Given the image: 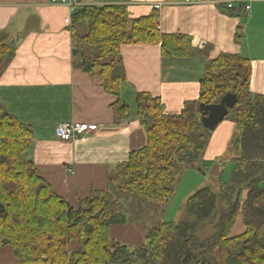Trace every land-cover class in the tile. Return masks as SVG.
Listing matches in <instances>:
<instances>
[{
	"label": "trees",
	"instance_id": "obj_1",
	"mask_svg": "<svg viewBox=\"0 0 264 264\" xmlns=\"http://www.w3.org/2000/svg\"><path fill=\"white\" fill-rule=\"evenodd\" d=\"M98 1L103 0L72 13L74 24L87 23V32H72L73 53L86 71L103 79L109 93L118 96L125 79L122 44L160 43L165 56L189 52L190 38L161 33L156 13L131 18L124 3ZM6 38L1 33L0 76L16 48ZM85 50L96 55L89 58ZM104 56L109 60L99 62ZM250 72L249 61L237 53L207 60L199 97L178 113L165 112L159 96L138 93L145 144L117 166L107 189H92L76 206L28 158L31 125L0 104V248L10 246L19 264H264V92L252 93ZM229 92L237 94V102L224 119L231 116L239 126L231 179H221L217 191L197 189L186 201L185 217L157 222L143 243H113L110 225L125 219L112 207L110 188L116 183L120 193L134 196L137 203L169 202L177 165L204 157L209 142L211 130L201 121L200 103H216ZM113 108L119 118L128 113L119 97ZM239 215L245 232L232 236Z\"/></svg>",
	"mask_w": 264,
	"mask_h": 264
},
{
	"label": "crops",
	"instance_id": "obj_2",
	"mask_svg": "<svg viewBox=\"0 0 264 264\" xmlns=\"http://www.w3.org/2000/svg\"><path fill=\"white\" fill-rule=\"evenodd\" d=\"M77 1L81 5L96 2ZM98 2L124 3L131 18L156 13L161 33L190 38L189 52L185 56H165L160 43L122 44L125 79L117 96L109 93L103 79L86 71L80 57L74 55L72 32L76 24L67 4L0 0V35L4 33L6 40L16 43L13 58L0 76V104L31 125L34 140L28 158L56 192L75 206L92 189H107L109 176L117 166L146 142L137 105L133 113L128 109L127 115L119 118L113 108L118 97L123 103H133L130 99L136 103L138 93L149 92L162 99L165 112L178 113L186 102L199 97L206 62L221 53H237L247 59L252 93L264 92V0ZM229 2L233 3L231 8ZM70 17L71 23H67ZM72 120L96 123L98 128L73 141H61L57 126ZM237 126L230 116L211 131L203 157L206 162L223 156L237 133L235 143ZM211 171L219 173V165ZM126 222L110 225L112 242L143 243L145 226ZM244 232L239 215L231 235ZM0 264H19L10 246L0 248Z\"/></svg>",
	"mask_w": 264,
	"mask_h": 264
},
{
	"label": "rangeland",
	"instance_id": "obj_3",
	"mask_svg": "<svg viewBox=\"0 0 264 264\" xmlns=\"http://www.w3.org/2000/svg\"><path fill=\"white\" fill-rule=\"evenodd\" d=\"M75 7H78L76 5ZM74 31L76 33L87 32V23L82 21L75 25ZM9 44L15 45L14 40H9ZM97 51V49H93ZM91 50H85L87 56L94 58L96 55ZM110 56H104L101 61H108ZM129 100V99H128ZM129 108L133 113V108L136 107L135 101L130 99ZM137 110V108L135 109ZM130 114V113H129ZM238 127V126H237ZM237 136L235 133L228 145L227 151L220 158L197 159L193 163L188 165H177L176 178L177 183L173 195L167 203H156V202H135L134 196L129 194L123 195V192L117 190V184L114 183L109 190V200L112 201V207L115 209L116 215L124 218L126 223H141L145 226L146 230L155 225L160 221H178L185 217V205L188 197L195 192L197 189L210 186L218 190L220 180H230L232 175V168L234 166V160L238 156L239 152L234 144V138ZM236 155H235V154ZM28 156V155H27ZM219 165V173H213L211 168ZM114 174V172H113ZM111 203V202H110ZM124 221V222H125ZM121 243H124L120 239H116ZM130 246H136L135 243H126Z\"/></svg>",
	"mask_w": 264,
	"mask_h": 264
},
{
	"label": "built area",
	"instance_id": "obj_4",
	"mask_svg": "<svg viewBox=\"0 0 264 264\" xmlns=\"http://www.w3.org/2000/svg\"><path fill=\"white\" fill-rule=\"evenodd\" d=\"M188 3L203 2L205 0H186ZM52 3L67 4L70 7V12H74L76 5H81L77 0H51ZM159 6V5H158ZM229 8L233 6L232 2L227 4ZM249 5L246 9H249ZM67 23H71V17L66 19ZM98 126L96 123H88L81 121H63L56 128V135L61 141H73L76 138L85 135L89 132L97 130Z\"/></svg>",
	"mask_w": 264,
	"mask_h": 264
},
{
	"label": "water",
	"instance_id": "obj_5",
	"mask_svg": "<svg viewBox=\"0 0 264 264\" xmlns=\"http://www.w3.org/2000/svg\"><path fill=\"white\" fill-rule=\"evenodd\" d=\"M236 102L237 94L229 92L216 103H200V110L202 113L201 121L204 126L211 131L214 130L229 114L230 108L234 107Z\"/></svg>",
	"mask_w": 264,
	"mask_h": 264
}]
</instances>
